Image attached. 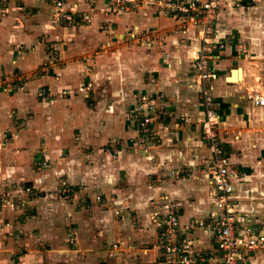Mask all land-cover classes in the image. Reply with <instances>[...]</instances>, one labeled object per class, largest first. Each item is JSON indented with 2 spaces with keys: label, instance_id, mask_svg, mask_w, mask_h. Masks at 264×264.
I'll list each match as a JSON object with an SVG mask.
<instances>
[{
  "label": "crops",
  "instance_id": "crops-1",
  "mask_svg": "<svg viewBox=\"0 0 264 264\" xmlns=\"http://www.w3.org/2000/svg\"><path fill=\"white\" fill-rule=\"evenodd\" d=\"M69 4L91 22L56 23L45 0H0V139L16 132L0 147V196L9 199L0 209V264L171 263L151 223L156 205L176 210L182 224L220 213L190 56L198 28L152 5L120 12L108 0ZM259 22L264 0H222L215 38L225 47L214 51L213 82L238 175L233 196L252 214L247 225L264 233L253 202L256 187L264 191V105L248 99L259 89L236 49L240 33ZM137 31L155 32L153 43L128 42ZM142 93L164 95L167 105L156 123L162 141L149 154L130 118ZM192 238L201 254L218 253L208 228ZM247 264H264V248Z\"/></svg>",
  "mask_w": 264,
  "mask_h": 264
},
{
  "label": "built area",
  "instance_id": "built-area-1",
  "mask_svg": "<svg viewBox=\"0 0 264 264\" xmlns=\"http://www.w3.org/2000/svg\"><path fill=\"white\" fill-rule=\"evenodd\" d=\"M53 8L52 19L59 24L79 26L91 22V16L81 12L69 4V0H45ZM97 0H76V5L92 4ZM120 12L139 9L143 4L156 6L168 16L180 21L183 26L193 25L198 28L200 45L190 51L192 62L197 71L200 85L199 96L205 105V120L202 127V138L207 142L212 154L210 160L211 194L215 199L220 213L213 220L191 219L182 224L180 216L173 208L157 206L151 213V223L159 232V246L167 256V262L182 264H197L209 261L215 264H247L248 256L259 248H264V233L257 232L247 225L252 214L241 210L235 200L233 179L238 177L233 168L230 142L224 140L219 130V114L215 95L214 79V51L225 47V42L216 40L215 34L220 21V7L222 0H108ZM154 33L134 32L130 34L128 42L151 45ZM51 62H45L40 71L47 72ZM39 72H36L38 74ZM28 77L16 74V81H24ZM13 80V81H14ZM91 85V84H89ZM42 95H47L44 90ZM248 99L256 105H264V93L253 88L248 93ZM164 95L153 96L142 93L137 96L136 109L130 114L138 132V144L145 153L159 145L162 141L161 133L156 123L161 114L166 113L167 105L162 102ZM160 100V101H159ZM16 138V132L5 130L1 133L0 147ZM118 145V143H117ZM118 151L119 147H114ZM49 166L44 160L39 165ZM178 175V171H173ZM33 191L31 187L26 192ZM98 200L104 201L102 196ZM9 203L7 196H0V209ZM208 228L217 246L218 253L208 258L195 250L192 234L199 229ZM208 258V259H207ZM214 264V263H213Z\"/></svg>",
  "mask_w": 264,
  "mask_h": 264
},
{
  "label": "rangeland",
  "instance_id": "rangeland-1",
  "mask_svg": "<svg viewBox=\"0 0 264 264\" xmlns=\"http://www.w3.org/2000/svg\"><path fill=\"white\" fill-rule=\"evenodd\" d=\"M236 49L240 50V52L244 54L242 55V58L247 57L250 61L247 66L250 74L248 78H253L257 84V88L261 92H264V22L257 23L254 29L253 27L250 29L248 28L245 32L240 33V37H238L236 43ZM242 66H245V64ZM238 73L239 75L242 74V70H239ZM240 78H242V76ZM261 192L262 188L260 187L258 189L256 187L253 202L258 210L255 211V213H257L259 217L260 226L264 228V191L263 193ZM71 248H74V246H71Z\"/></svg>",
  "mask_w": 264,
  "mask_h": 264
},
{
  "label": "water",
  "instance_id": "water-1",
  "mask_svg": "<svg viewBox=\"0 0 264 264\" xmlns=\"http://www.w3.org/2000/svg\"><path fill=\"white\" fill-rule=\"evenodd\" d=\"M162 264H172V263H162Z\"/></svg>",
  "mask_w": 264,
  "mask_h": 264
}]
</instances>
